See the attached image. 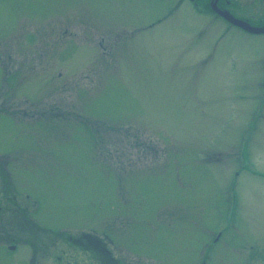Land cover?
<instances>
[{"label": "rangeland", "instance_id": "374dc122", "mask_svg": "<svg viewBox=\"0 0 264 264\" xmlns=\"http://www.w3.org/2000/svg\"><path fill=\"white\" fill-rule=\"evenodd\" d=\"M191 9L0 0V264H264V35Z\"/></svg>", "mask_w": 264, "mask_h": 264}, {"label": "water", "instance_id": "95a60500", "mask_svg": "<svg viewBox=\"0 0 264 264\" xmlns=\"http://www.w3.org/2000/svg\"><path fill=\"white\" fill-rule=\"evenodd\" d=\"M213 10L218 12L222 17H224L230 23H232V24L244 29L245 31H248L250 33H256V34L264 33V27H261V28L252 27L248 23H246V22H244L242 20H238V19L234 18L228 12L219 11L218 9H216L214 7H213Z\"/></svg>", "mask_w": 264, "mask_h": 264}, {"label": "flooded vegetation", "instance_id": "af4514ba", "mask_svg": "<svg viewBox=\"0 0 264 264\" xmlns=\"http://www.w3.org/2000/svg\"><path fill=\"white\" fill-rule=\"evenodd\" d=\"M188 1L195 3V4H200L202 6H204L203 4L210 6L214 0H188ZM230 5H232V3L229 0H218V2H217V7L221 10H230L229 9ZM260 25L263 26L264 23H261ZM1 207H2V202L0 201V210H1ZM27 216H29V215H27ZM92 243H95V242L92 241ZM96 247L98 248V246H96ZM28 264H29V262H28Z\"/></svg>", "mask_w": 264, "mask_h": 264}]
</instances>
